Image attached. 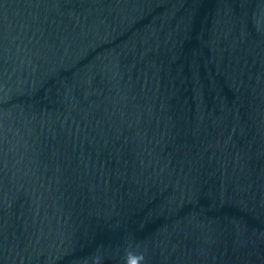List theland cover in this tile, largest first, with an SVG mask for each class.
Returning a JSON list of instances; mask_svg holds the SVG:
<instances>
[{
  "label": "water",
  "instance_id": "1",
  "mask_svg": "<svg viewBox=\"0 0 264 264\" xmlns=\"http://www.w3.org/2000/svg\"><path fill=\"white\" fill-rule=\"evenodd\" d=\"M0 264H264V0H0Z\"/></svg>",
  "mask_w": 264,
  "mask_h": 264
}]
</instances>
